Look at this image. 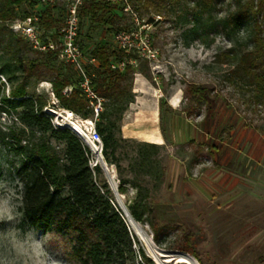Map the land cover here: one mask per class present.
I'll use <instances>...</instances> for the list:
<instances>
[{
  "label": "trees",
  "instance_id": "16d2710c",
  "mask_svg": "<svg viewBox=\"0 0 264 264\" xmlns=\"http://www.w3.org/2000/svg\"><path fill=\"white\" fill-rule=\"evenodd\" d=\"M181 1L131 0V4L140 14L168 15ZM191 1L190 26L183 36L192 34L209 46L217 35H224L231 46L218 52L214 62L228 65L225 78L238 82L256 102L264 104V0ZM36 5L37 0H0V74L11 83L6 93V83L0 76V110L12 121L1 128L0 137L7 152L4 159L11 161V153L20 157L11 178L24 183L18 206L22 225L70 239L74 243L71 256L78 264H128L136 257L137 238L115 203L106 172L100 164L90 165L91 150L75 131L54 124L53 115L45 110L51 103L48 94L28 90L29 78L47 80L62 107L85 118L93 113L89 99L78 87L81 77L74 66L60 61L53 52L35 50L12 30L13 21L29 15ZM46 7L40 10L42 25L49 30L62 26L64 21L53 12L54 6ZM106 13L113 20L125 14L120 2L84 0L80 7L81 22L83 18L105 20ZM184 41L189 45L186 38ZM86 54L96 60L86 65L91 84L105 99L96 122L104 143V160L116 166L120 192L128 186L137 191L128 204L131 216L150 224L156 232L151 193L165 180L160 160L163 145L124 138L121 131L124 113L137 95L133 91L135 74L153 79L149 62L141 60L125 70L114 68L113 63L126 53L105 40ZM67 86H73L70 93H64ZM186 97L187 116L200 114L205 108L208 128L213 126L216 104L209 89L188 83ZM166 103L160 100L161 110ZM122 147L128 149L120 150ZM123 161H128L127 166ZM155 239L160 242L157 234ZM142 255L151 261L144 251Z\"/></svg>",
  "mask_w": 264,
  "mask_h": 264
},
{
  "label": "rangeland",
  "instance_id": "374dc122",
  "mask_svg": "<svg viewBox=\"0 0 264 264\" xmlns=\"http://www.w3.org/2000/svg\"><path fill=\"white\" fill-rule=\"evenodd\" d=\"M65 2L59 1L53 11L62 21ZM192 10V1L182 0L168 15L137 12L141 23L126 13L115 20L106 13L105 20L92 22L90 18H83L81 22L79 42L87 52L103 40L117 48L115 34L119 30L139 31L144 25V33L150 36L152 47L158 53V59L149 62L153 79H148L161 88L162 98L168 101L173 92L182 90L180 108L184 111L189 103L187 84L195 83L207 87L216 104L213 126L208 128L204 108L200 114L188 116L195 124L194 138L167 141L161 149L165 180L160 189L151 193L156 232L150 224L140 222L146 226V233L142 237L138 234L124 210L135 197L136 189L128 186L125 192H120L107 175L115 203L137 238L136 257L128 264H187L178 261L181 257L187 258L190 264H264V104L256 102L241 84L225 78L228 65L214 62L218 52L231 46L224 35H217L209 46L192 34L183 36L190 26ZM185 38L189 45L185 44ZM0 76L8 93L11 83L4 75ZM45 81L29 78V92L46 93L43 87L46 84L42 83ZM171 113L167 102L161 117L165 129L169 128ZM11 122L0 110V131ZM184 128L180 123L174 130L184 131ZM125 149L128 148L120 150ZM5 154L0 137V182H3L0 213L7 215L19 212L22 199L10 186L19 182L24 190V183L11 178L20 157L11 153V161H6ZM122 164L127 166L128 161ZM114 174L118 178L117 170ZM23 227L34 229L40 236L47 235L54 258L63 264H78L71 256L74 243L70 239L54 232L44 233L39 227ZM156 234L160 242L155 239Z\"/></svg>",
  "mask_w": 264,
  "mask_h": 264
},
{
  "label": "built area",
  "instance_id": "2783aa9c",
  "mask_svg": "<svg viewBox=\"0 0 264 264\" xmlns=\"http://www.w3.org/2000/svg\"><path fill=\"white\" fill-rule=\"evenodd\" d=\"M59 1L61 0H37L34 10L29 15L14 20L11 28L15 33L25 38L35 50L42 53L53 52L60 61L73 65L79 73L81 80L78 87L89 99V104L93 109L91 117L85 118L71 109L62 107L53 91L52 83L48 81L42 83L46 84L43 87L46 93L51 96L52 102L45 107V110L53 115L55 118L53 122L56 126L69 127L83 139L92 153L90 165L94 167L100 164L108 177L111 176V178L109 177L111 183L118 190L119 179L114 174L117 170L116 166L109 165L104 160V143L101 133L96 128V122L104 110L105 99L92 86L91 77L86 70L87 63H95L96 60L88 58L85 49L81 47L79 42L80 7L84 0H66L64 23L56 29L49 30L41 23L40 10L43 6H56ZM106 1L120 2L124 12L137 23L140 22L131 0ZM144 28L145 26L141 25L139 31L119 30L115 34L117 47L124 50L126 54L121 60L113 63L114 68L125 70L129 65L137 66L141 60L153 62L158 59V53L152 47L150 36L144 33ZM154 79L158 81L156 77ZM72 90L73 86H67L64 93H70ZM130 192L133 193V188ZM120 195L124 196L123 194Z\"/></svg>",
  "mask_w": 264,
  "mask_h": 264
},
{
  "label": "crops",
  "instance_id": "0c3cea01",
  "mask_svg": "<svg viewBox=\"0 0 264 264\" xmlns=\"http://www.w3.org/2000/svg\"><path fill=\"white\" fill-rule=\"evenodd\" d=\"M133 91L137 93L136 98L125 111L122 121L121 131L124 138L161 145H165L167 141L182 142L194 138L197 133L195 124L180 108L182 90L173 92L168 101L166 100L172 111L169 115V128L166 129L161 124V88L138 72L134 77ZM180 123L185 127L184 131L174 130Z\"/></svg>",
  "mask_w": 264,
  "mask_h": 264
},
{
  "label": "clouds",
  "instance_id": "9594fccd",
  "mask_svg": "<svg viewBox=\"0 0 264 264\" xmlns=\"http://www.w3.org/2000/svg\"><path fill=\"white\" fill-rule=\"evenodd\" d=\"M10 188L22 197L21 183L16 182ZM22 224V213H0V225L3 226L0 227V264H63L51 255L47 235L40 236Z\"/></svg>",
  "mask_w": 264,
  "mask_h": 264
},
{
  "label": "bare ground",
  "instance_id": "6f19581e",
  "mask_svg": "<svg viewBox=\"0 0 264 264\" xmlns=\"http://www.w3.org/2000/svg\"><path fill=\"white\" fill-rule=\"evenodd\" d=\"M156 141V140H155ZM159 142V141H158ZM121 196H120V200H121ZM121 202H122V200H121ZM122 204H123V202H122ZM124 210H125V212H126V214H127V216H128V218H129V221H130V223H131V225L136 229V231L138 232V234L139 235H141V237H142V235H144L146 232H145V228H146V226H143L140 222H138V221H136L132 216H131V214L129 213V210H128V208H126L125 206H124ZM148 229V228H147ZM151 239V238H150ZM151 242V241H150ZM185 257H181L180 259H178V261L180 262V263H187V264H190V262L187 260V258L186 259H184Z\"/></svg>",
  "mask_w": 264,
  "mask_h": 264
},
{
  "label": "water",
  "instance_id": "95a60500",
  "mask_svg": "<svg viewBox=\"0 0 264 264\" xmlns=\"http://www.w3.org/2000/svg\"><path fill=\"white\" fill-rule=\"evenodd\" d=\"M111 178V176H109ZM122 208V207H121ZM123 209V208H122ZM130 213V212H129Z\"/></svg>",
  "mask_w": 264,
  "mask_h": 264
}]
</instances>
